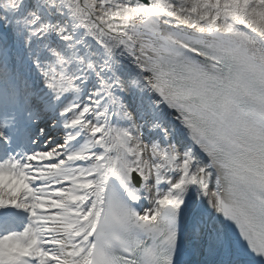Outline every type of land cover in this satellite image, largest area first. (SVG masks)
Segmentation results:
<instances>
[{"label":"snow or ice","instance_id":"snow-or-ice-1","mask_svg":"<svg viewBox=\"0 0 264 264\" xmlns=\"http://www.w3.org/2000/svg\"><path fill=\"white\" fill-rule=\"evenodd\" d=\"M0 264H264V0H0Z\"/></svg>","mask_w":264,"mask_h":264}]
</instances>
